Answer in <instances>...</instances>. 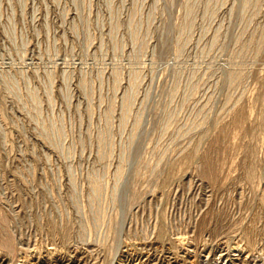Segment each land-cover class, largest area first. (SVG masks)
<instances>
[{"label": "rangeland", "instance_id": "obj_1", "mask_svg": "<svg viewBox=\"0 0 264 264\" xmlns=\"http://www.w3.org/2000/svg\"><path fill=\"white\" fill-rule=\"evenodd\" d=\"M0 264H264V0H0Z\"/></svg>", "mask_w": 264, "mask_h": 264}]
</instances>
